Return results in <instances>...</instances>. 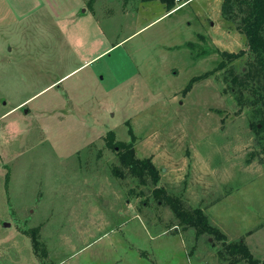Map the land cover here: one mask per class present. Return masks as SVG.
Masks as SVG:
<instances>
[{"label": "rangeland", "instance_id": "rangeland-1", "mask_svg": "<svg viewBox=\"0 0 264 264\" xmlns=\"http://www.w3.org/2000/svg\"><path fill=\"white\" fill-rule=\"evenodd\" d=\"M222 1L0 0V264H228L160 189L264 260L256 120L227 71L252 57L218 70L248 50ZM129 129L158 184L113 175Z\"/></svg>", "mask_w": 264, "mask_h": 264}, {"label": "trees", "instance_id": "trees-1", "mask_svg": "<svg viewBox=\"0 0 264 264\" xmlns=\"http://www.w3.org/2000/svg\"><path fill=\"white\" fill-rule=\"evenodd\" d=\"M141 1H159L166 6L167 13L174 9L175 0H141ZM238 11V13H237ZM221 16L228 21L245 36L248 50L238 53L222 52L220 56L225 59L218 65V70L227 68L229 64L243 58L248 52L252 57L249 68L246 72L238 75L234 74L233 66L227 69L231 77V90H238V101L242 107H248L252 111V120L254 130L259 136L260 152L253 155L260 157L264 161V0H223L221 5ZM249 91L248 97L244 96V91ZM260 127H259V126ZM131 141L127 144L113 142V133L108 134L107 145L118 148L117 157L120 168H112L113 175L123 179L125 174L140 179L141 183L146 185L151 180L154 185L159 183V171L153 165L150 159H138L135 155L134 142L135 137L132 130L129 129ZM124 169V171L121 170ZM160 198L164 199L174 218L187 228H191L198 235L205 234L210 238L221 242L223 249L219 251V256L228 262V264H264V260L255 259L249 251L243 240L236 242H227L225 235L216 227L212 226L207 217L200 209L187 211L183 209L180 200L174 196L166 195L164 189L155 192Z\"/></svg>", "mask_w": 264, "mask_h": 264}, {"label": "crops", "instance_id": "crops-1", "mask_svg": "<svg viewBox=\"0 0 264 264\" xmlns=\"http://www.w3.org/2000/svg\"><path fill=\"white\" fill-rule=\"evenodd\" d=\"M166 14H168V13H166ZM52 86V85H51ZM25 102H23V103H21V104H24ZM20 107V105H17L15 108H13V109H17V108H19ZM159 236V235H158ZM158 236H156V237H158ZM148 240H149V242H151V244L153 245V247L152 248H154V249H156V250H160V251H162L164 248H166L167 246H165L164 245V243L162 242V243H156V241L157 240H155V238H151V237H148ZM167 240L168 239H166V242H167Z\"/></svg>", "mask_w": 264, "mask_h": 264}, {"label": "built area", "instance_id": "built-area-1", "mask_svg": "<svg viewBox=\"0 0 264 264\" xmlns=\"http://www.w3.org/2000/svg\"><path fill=\"white\" fill-rule=\"evenodd\" d=\"M192 0H175V3L179 6L178 8H181L191 2Z\"/></svg>", "mask_w": 264, "mask_h": 264}]
</instances>
